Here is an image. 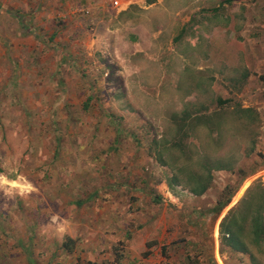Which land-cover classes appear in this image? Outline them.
Wrapping results in <instances>:
<instances>
[{"label":"rangeland","instance_id":"1","mask_svg":"<svg viewBox=\"0 0 264 264\" xmlns=\"http://www.w3.org/2000/svg\"><path fill=\"white\" fill-rule=\"evenodd\" d=\"M76 3L0 0V264H148L96 218L95 203L110 205L120 189L117 202L133 212L128 241L143 240L140 210L159 198L167 239L199 220L208 238L199 255L210 256L216 218L254 181L264 185V0H160L139 22L159 33L144 52L126 26L107 33L109 13L97 18ZM217 98L259 113L253 154L244 158L250 141L240 133L225 153L238 159L234 173L215 172L201 197L170 190L171 172L149 155L150 142L169 140L170 119L184 109L210 115ZM198 136L188 143L204 142L203 155L207 132ZM226 187L231 202L210 214ZM68 238L71 252L63 249ZM162 247L156 264L182 257ZM219 254L226 264H251L220 244ZM254 257L264 264V250Z\"/></svg>","mask_w":264,"mask_h":264},{"label":"trees","instance_id":"2","mask_svg":"<svg viewBox=\"0 0 264 264\" xmlns=\"http://www.w3.org/2000/svg\"><path fill=\"white\" fill-rule=\"evenodd\" d=\"M137 13L138 9L131 7L128 11L121 12L118 20L134 18ZM260 79L264 80V76H260ZM189 91V87L182 88L184 95ZM215 103L217 108L210 115H202L203 107H199L196 113L184 109L180 116H172L167 130L171 133L170 139H154L150 142L149 155L159 166L168 168L171 172V177L166 179L170 190L181 188L195 198L201 197L210 189L215 172L234 173L238 159L225 153L233 143L232 137L240 133L246 135L248 143L250 141V148L242 147L244 158L253 154L259 113L239 103L230 104L229 100L222 98H217ZM201 130L207 132L209 142L205 143L203 155L200 149L204 142L200 147L188 143L190 138L199 139ZM208 146L213 151H208ZM258 157L260 160L264 159L261 154ZM237 174L241 178L247 175L239 169ZM228 190L229 187L224 189L215 206L209 210L210 214L219 215L229 205L234 192ZM218 234L221 251L242 256L241 260L248 254L251 264H256L254 254H261L264 250V186L260 181L249 185L236 205L221 219ZM73 244L74 241L68 238L63 243V249L71 252ZM149 246L148 244V248ZM148 255L149 252L143 254L144 257Z\"/></svg>","mask_w":264,"mask_h":264},{"label":"crops","instance_id":"3","mask_svg":"<svg viewBox=\"0 0 264 264\" xmlns=\"http://www.w3.org/2000/svg\"><path fill=\"white\" fill-rule=\"evenodd\" d=\"M64 3L67 4V7L71 4L76 3V5H79L83 8H81V11L84 10L89 14H92L96 16L97 18L100 15H104L107 17L106 13L110 14V21L112 20L111 26H109L106 31L107 33L113 34L116 31H119L125 27V30L129 31L130 33V40H136L139 41V39L145 43L146 48L141 47V49H138L140 52H144L145 50L151 51V46L153 41L156 42L159 33H150L147 31L142 24H139V22H142V19L145 18V14L147 11L156 4L160 0H117L119 3V8H114L111 5V2L113 0H62ZM131 7H136L138 9V13L134 15V18L127 19L124 18L122 21L118 20V15L121 12L128 11ZM69 8V7H68ZM86 16V15H85ZM115 23H117L115 25ZM128 26V27H127ZM136 35V38L135 36ZM138 36V38H137ZM264 186V185H263ZM116 190V189H113ZM160 193H163V189H157ZM118 191V190H116ZM120 192L125 191V189H120ZM119 191L117 192V195H114L115 201H112L111 204L106 205L102 203H95V209H96V218L97 220L100 219L102 223H104L106 220L110 221L109 226H104L106 230H111V232H114V236L117 239L121 238V241H126L128 245L126 247L124 246V249L126 251L128 250L130 253L133 252L132 258H136L138 255H142L144 260L148 259V264H156V258H163V254L161 252L164 250L162 247L164 243H167L168 245L171 246L173 250H179L181 253L182 257L180 260H174L176 264H226L223 263L225 257L221 256L219 254V240H218V226L222 218H216V222L214 224V227L212 228L210 238L212 242V253L211 255H199L201 253V249L203 246L205 247V244L208 240L204 235L205 230H204V225L203 222L200 223L199 220L197 221H192V225H188L189 232L188 233H179L176 231L172 237L174 238H169L167 239V233H166V228L168 226V223L165 218V209L163 211L158 207L159 198H155L156 201L150 202L149 204H144L142 205L141 212L142 214H145V218L143 217V227L145 229H148L147 234L141 241L140 239H136L134 241H128V238L130 235L134 234L132 228H130V224L132 223L133 219V212H130L132 210L130 205L128 204V207H124L123 204L117 202L118 197H123L125 194L121 195L118 194ZM170 199H174L172 194H169ZM150 198H153L150 196ZM154 199V200H155ZM169 199V200H170ZM179 207V206H177ZM191 209V208H190ZM193 209V208H192ZM191 209V210H192ZM199 209V208H197ZM110 210V214H106L105 212ZM128 213V214H126ZM108 218V219H107ZM218 219V220H217ZM178 220L172 221L174 224H176ZM199 222V224H197ZM198 228H197V225ZM109 227V228H108ZM192 230V231H191ZM182 234L183 242L181 244H177L174 242L178 240V235ZM207 235V234H206ZM114 239L112 240V245H114ZM148 244L150 245L148 248ZM179 245V246H178ZM162 250V251H161ZM191 251L192 254H195L196 261L192 262V258L190 257V254H187L188 251ZM145 252H149V255L147 257H144L143 254ZM159 253V254H158ZM154 255L155 261H151V257ZM208 256V257H206ZM179 257V256H178ZM221 257V258H220ZM223 257V258H222ZM159 259V260H160ZM223 260V261H222ZM160 261H158L159 263ZM229 263V262H227Z\"/></svg>","mask_w":264,"mask_h":264},{"label":"built area","instance_id":"4","mask_svg":"<svg viewBox=\"0 0 264 264\" xmlns=\"http://www.w3.org/2000/svg\"><path fill=\"white\" fill-rule=\"evenodd\" d=\"M111 5H112V7H114V8H119V3H118L117 0H113V1L111 2Z\"/></svg>","mask_w":264,"mask_h":264}]
</instances>
